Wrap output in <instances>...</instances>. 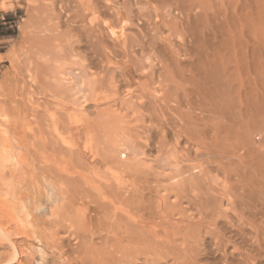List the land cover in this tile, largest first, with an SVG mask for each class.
Here are the masks:
<instances>
[{
    "label": "rangeland",
    "instance_id": "rangeland-1",
    "mask_svg": "<svg viewBox=\"0 0 264 264\" xmlns=\"http://www.w3.org/2000/svg\"><path fill=\"white\" fill-rule=\"evenodd\" d=\"M199 1L206 8L198 11L210 20L195 41L176 29L168 15L179 14L175 0H0V129L5 130L0 134V264H130L133 257L135 264H143L145 255L124 261L118 248L105 244L104 239L114 236L107 226L112 219L107 221L104 213L116 199L108 186H116L113 180L120 178L128 182V190L143 191L131 193L157 201L151 186L161 191L157 186L189 178L185 169L205 160L196 156L198 143L211 145L217 131L221 150H238L240 157L232 162L253 160L254 169L261 170L264 0ZM116 10L128 20L118 40L101 24L104 19L115 21ZM68 68L86 72L96 103L91 94L81 106L85 108L77 105L81 100L72 85L59 78ZM155 73L165 84L155 96L178 85L193 108L183 105L174 113L166 108L157 113L139 110L148 101L139 95L150 88ZM214 99L235 112L207 118L200 107ZM122 133L143 152L135 160L128 153L121 159L125 167L118 163ZM113 147L116 155L111 154ZM245 147L255 153L252 158L244 157ZM161 154L172 164L167 170L156 160ZM176 164L183 171L173 173ZM79 176L87 187H81ZM79 192H84L82 198H77ZM175 199L174 193L169 201ZM176 245L183 246L180 241ZM208 259L200 263L215 261ZM162 264L177 262L170 258Z\"/></svg>",
    "mask_w": 264,
    "mask_h": 264
},
{
    "label": "bare ground",
    "instance_id": "bare-ground-1",
    "mask_svg": "<svg viewBox=\"0 0 264 264\" xmlns=\"http://www.w3.org/2000/svg\"><path fill=\"white\" fill-rule=\"evenodd\" d=\"M175 1L179 14L177 15L175 13L174 15V12H170L168 14L173 18L175 28L184 31V34L187 37H190L193 40L197 41L199 37L204 34V31H202L201 29L207 26V23L205 22L210 20L208 14H204L205 12H199L198 9L201 8L202 10H205L206 7L199 0ZM114 17L115 21L104 19L101 24L109 34L110 38L118 40L124 36L126 26L128 25V20L120 10L115 11ZM164 23L165 22H163L162 24ZM160 63L163 64L162 61H160ZM59 75V78L62 77L61 82L65 81L64 83L66 85H72V91L77 97H79V101L81 100L80 104H77L80 105V107L85 103L88 95H93L95 93V89H93V86L88 83L89 81L86 72L82 69L68 68L66 69V72L59 73ZM154 75L155 78L153 79L150 88L147 91H142V93L139 95V98L141 99H148V101L146 102H141L142 104L137 107L139 110L144 108L146 110H152V112L157 113L158 111H162V109L166 108L170 111H173L174 113L175 110L178 111L183 105L193 108L192 103L189 99V95L185 90L182 91L183 93H181L180 90H182V88L178 85H170L168 89L165 90V93L163 95L155 96L153 93L159 95L160 92H158V90H163V86H165V84L160 80V74L155 73ZM214 83L216 84V81H214ZM216 87L218 88L219 86L216 85ZM215 94V96L219 95V93L217 92H215ZM93 97H95V94L93 95ZM96 97L93 98L94 103L98 101ZM124 101H122L121 104L126 105L127 102ZM217 101L216 99H214L212 104H207L208 107L203 104V108L200 107V113L207 114V118H212L211 115H217L219 119H222L227 114L231 115L235 112V108L231 106L230 108L229 106L225 107L224 104H221ZM170 104H174L176 105V107ZM81 108L85 107L83 106ZM228 118L231 119V117ZM216 126L217 125H215V128ZM94 127L93 129H95ZM218 128L220 129L221 125L218 126ZM90 130H88V134L91 133H89ZM205 130L206 129H204V131ZM1 133H5V130L0 129V134ZM220 135L221 134L219 133V131L214 134V140H216L211 145H201L198 143V147H196V156H202L205 158V160L201 165H199L200 161L198 160L199 166L195 167V165H192L193 168L191 167V170L190 167H187L189 169H185V172H188L189 174V178L181 180L180 182H171L170 185L162 184L160 186L158 184L159 186L157 187H161V191L158 190V188H155L156 185L154 188L151 186L152 190L151 188L149 189L150 193H152V191L155 189L156 191L153 192L157 193L156 196L159 195L157 201L152 196L148 197L145 194L137 195L136 193H131V191L133 192L135 190L129 189V191L127 187L128 184L125 185L128 182L124 184L122 182L123 180H121L120 178L117 179V182L116 180H113L115 181V183L113 181L112 182L116 185H113L115 189L114 187H112V189L111 186H108V190L111 189V192L115 194V202H112L113 204H115V206L111 205L113 206V209L110 206L112 210L109 211L108 209L107 212L104 213V217L107 218V221L109 220V218L112 219L111 221L109 220L110 222H105L108 223L107 226L110 229H108V232L113 233L112 235L114 237L112 238L111 236V238L107 237V239H104L106 246L109 245L118 248L120 251L119 253L121 254L124 261L128 257H133V255L137 257L145 255L144 262H142L143 264H162L168 262V259L170 258L175 260L177 264H199L200 261L205 258H209L210 260L214 259L215 261L213 264H264V166H262L261 170H256L254 169L255 163L253 162V160H239L238 158V161L236 158V164L235 162H232L230 159L239 155L238 150L236 149L237 151H229L230 149L227 147L226 148L229 150H221L216 142L219 139L218 137ZM84 136L85 135L83 134V136L81 137ZM118 138H120V142H118L117 145H119V147L123 149V151H121L120 153L119 148L117 149L120 155L118 163L121 159H126L128 153L134 160L140 157L141 154H143V152L141 154L139 153L137 148L140 145H138V142L135 141L131 136H127L125 133H122L119 134ZM107 141L108 140H106L105 142ZM83 142L87 141L84 140ZM102 144L103 142L99 145ZM106 144L108 146V143ZM164 145H161L160 147ZM84 148L85 147H83V149ZM4 149L6 150V147H4ZM109 149L112 150L111 148ZM245 150L246 151L243 153L245 154L244 157H247L248 155V157L252 158L253 154H255L254 152H251V148L250 150H247L245 147ZM1 152L4 153L5 151L3 150ZM114 153L115 148L114 152L111 154ZM74 154L77 155V153ZM6 155L8 154L6 153ZM107 155L108 154H106V156ZM72 156L73 154L71 155V157ZM76 159L78 160V157H76ZM156 160L160 161L159 166L162 170H165V168L167 170L170 166H172V164H169L167 159L164 158L163 154H161L160 159L158 158ZM8 161H10V158ZM121 162V165H123L122 160ZM123 166L125 167V165ZM117 167H119V165ZM76 168H74L73 170H76ZM85 169L86 170L83 169L85 172L88 171L87 168ZM174 169L175 171H173V173H179V171H183L180 166H177V164ZM195 170H197V173L193 172ZM78 172L82 173V169ZM140 172H143V170H140ZM211 174H215L214 179H210L209 176ZM86 175L88 176V172ZM159 176L167 177V175L161 174ZM114 177L116 176L114 175ZM170 177L171 180L174 179L172 176ZM137 178L139 177L137 176ZM81 179L82 177H80V179L78 178L77 180H79L80 182ZM75 182L77 181L75 180ZM81 182L84 181L81 180ZM81 182L79 184H81ZM143 182L146 183V181ZM75 184L76 183H74L73 186L77 185ZM130 184H133L134 186V183L132 181L131 183L129 182V185ZM81 185V187H87L85 183ZM145 185L147 186L148 184L146 183ZM146 186L144 187L146 188ZM81 187H79V190H81ZM133 188L137 187L134 186ZM148 188L149 186L145 190H148ZM106 190L107 189H105V192L107 194L111 193L110 191ZM139 192L137 193L139 194ZM83 193L84 192H82V194ZM141 193H143V191H141ZM162 193H165V195H161ZM172 193H175L176 199L174 201H169L171 199V195H173ZM82 194L77 198H79L80 196L82 198V196H84V194ZM85 195H87V192ZM87 196H89V192ZM87 196L85 197V199H87ZM91 196L93 197L92 194ZM93 199L91 200V198H89L91 202L93 201ZM183 204H185L187 208L185 206V208H183ZM213 229L216 232H214ZM178 241H180L183 246H177L176 242L178 243ZM210 242H212L213 244L211 245ZM133 258V262H131L132 260L128 261L130 264H135ZM122 259L120 260L122 261Z\"/></svg>",
    "mask_w": 264,
    "mask_h": 264
}]
</instances>
